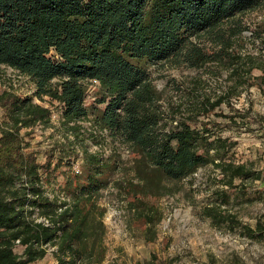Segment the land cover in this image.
<instances>
[{"label": "trees", "instance_id": "16d2710c", "mask_svg": "<svg viewBox=\"0 0 264 264\" xmlns=\"http://www.w3.org/2000/svg\"><path fill=\"white\" fill-rule=\"evenodd\" d=\"M261 8L264 0H0V64L28 76L40 99L57 101L63 124L77 136L82 128L78 121L89 116L86 80L100 81L107 93L99 102L106 107L94 113L93 122L122 133L138 153L136 173L142 183L136 193L141 196L162 195V178L181 180L208 164L220 170L224 186H237L236 179L247 186L261 179L262 171L227 159L222 154L228 149L225 139L210 142L203 134L210 131L208 123H202V130L191 124L224 104L235 109L232 97L257 84L255 70L264 74V52L227 49L249 29L244 24L247 13ZM191 35H206L222 48L211 53ZM253 37L264 49V33L254 30ZM222 59L230 69L227 88L203 94L185 111L180 105L172 108L168 115L174 118L182 112L184 117L164 131L159 126L165 117L162 96L148 68L163 60L199 67ZM0 108V264H40L51 247L56 264H105L106 210L99 198L109 184L116 154L105 158L84 148L85 170L65 173L66 199L50 196L44 183L51 181L50 163L44 179L43 165L26 138L37 125L49 126L52 110L12 89L0 91ZM217 114L234 125L244 117ZM214 193L204 210L207 216L230 229L242 227L251 237L264 236L263 222L252 227L223 207L229 201L227 191ZM145 232L148 242L155 241L152 227ZM18 245L23 246L21 253ZM136 264L169 263L153 253Z\"/></svg>", "mask_w": 264, "mask_h": 264}, {"label": "rangeland", "instance_id": "374dc122", "mask_svg": "<svg viewBox=\"0 0 264 264\" xmlns=\"http://www.w3.org/2000/svg\"><path fill=\"white\" fill-rule=\"evenodd\" d=\"M244 24L249 29L234 38V45L227 48L229 52L235 50L256 55L264 52L261 40L253 37L254 30L264 33V8L247 13ZM190 38L211 53L222 48V43L217 44L206 35H191ZM228 65L223 59L208 61L199 67L187 63L177 65L170 60L152 64L148 68L149 78L161 93L160 103L165 111L159 126L169 131L184 117L182 112H177L172 118L168 115L172 108L180 105L185 111L205 93H222L231 83ZM254 75L258 77L257 84L232 97L235 109L224 104L210 117L201 116L191 125L202 130V123H208L210 131H203V134L210 137V142L221 136L228 147L222 150V154L229 160L261 170L262 178L246 182L247 186H241L240 180L236 179L237 186L230 188L221 183L220 170H214L213 165L208 164L181 180L162 178L166 191L162 195L141 196L136 193L142 183L136 173L138 153L122 133L93 122L94 113L106 107L105 103L99 102L107 93L100 82L86 80L89 90L85 105L89 116L78 121L82 126L79 136L63 124V109L57 101L49 97L40 99L35 95V85L28 76L4 64H0V91L12 89L52 110L49 126L37 125L26 138L43 165L44 179L48 173L46 165L50 163L51 181L49 184L44 182L50 196L66 197L62 189L65 173L75 172L73 167L76 164L80 165L81 173L85 170L84 148L105 158L116 154L115 166L108 173L109 184L101 190L99 198L106 210L108 253L105 264H136L149 260L153 253L157 254L158 260L169 264H211L212 261L216 264H264V236L251 237L242 227L230 229L226 224L218 225L204 212L214 200L215 190L221 189L229 195L224 208L252 227L258 221L264 223V74L255 70ZM219 112L244 117H238L240 123L234 125L228 118L218 116ZM3 119L0 108V123ZM148 226L157 232L155 241L146 240L145 228ZM53 249L50 248L40 264H56ZM22 250L23 246L16 247L18 253Z\"/></svg>", "mask_w": 264, "mask_h": 264}, {"label": "built area", "instance_id": "2783aa9c", "mask_svg": "<svg viewBox=\"0 0 264 264\" xmlns=\"http://www.w3.org/2000/svg\"><path fill=\"white\" fill-rule=\"evenodd\" d=\"M92 81H95L96 83H99L100 81H98L97 79H91ZM88 90H89V88H88ZM74 170H75V172L76 173H81V168H80V165L79 164H76V165H74ZM62 199H66V197H62ZM41 220H44V218H42ZM17 243H19V241H17Z\"/></svg>", "mask_w": 264, "mask_h": 264}]
</instances>
